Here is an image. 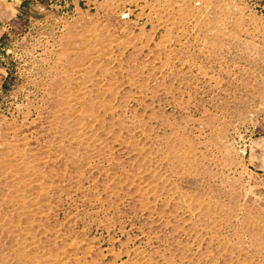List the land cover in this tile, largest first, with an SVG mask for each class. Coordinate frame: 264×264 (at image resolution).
<instances>
[{"label":"rangeland","instance_id":"1","mask_svg":"<svg viewBox=\"0 0 264 264\" xmlns=\"http://www.w3.org/2000/svg\"><path fill=\"white\" fill-rule=\"evenodd\" d=\"M0 98V264H264V0H40Z\"/></svg>","mask_w":264,"mask_h":264},{"label":"crops","instance_id":"2","mask_svg":"<svg viewBox=\"0 0 264 264\" xmlns=\"http://www.w3.org/2000/svg\"><path fill=\"white\" fill-rule=\"evenodd\" d=\"M40 0H0V98L8 81V71L4 63V53L14 24L28 15Z\"/></svg>","mask_w":264,"mask_h":264}]
</instances>
